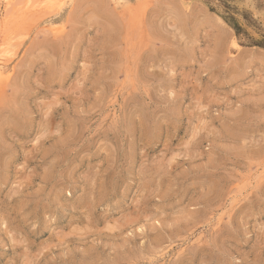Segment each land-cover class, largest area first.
<instances>
[{
    "label": "rangeland",
    "instance_id": "374dc122",
    "mask_svg": "<svg viewBox=\"0 0 264 264\" xmlns=\"http://www.w3.org/2000/svg\"><path fill=\"white\" fill-rule=\"evenodd\" d=\"M0 70V264H264V0H0Z\"/></svg>",
    "mask_w": 264,
    "mask_h": 264
},
{
    "label": "bare ground",
    "instance_id": "6f19581e",
    "mask_svg": "<svg viewBox=\"0 0 264 264\" xmlns=\"http://www.w3.org/2000/svg\"><path fill=\"white\" fill-rule=\"evenodd\" d=\"M29 2H31V1H34V0H28ZM216 1V0H215ZM228 1V0H227ZM232 1V0H231ZM261 1V0H260ZM213 2V1H212ZM221 2V1H220ZM232 3V2H231ZM230 4V3H229ZM260 4V3H259ZM22 5V4H21ZM257 5H258V3H257ZM38 6V5H37ZM250 6V5H249ZM260 6H262V5H260ZM227 8V7H226ZM256 8V7H255ZM261 8V7H260ZM238 9V8H237ZM235 10V9H234ZM232 11V10H231ZM242 11H244V10H242ZM232 13V12H231ZM247 13V12H246ZM251 13V12H250ZM237 14V13H236ZM232 15V14H231ZM234 15V14H233ZM243 16V15H242ZM229 18V17H228ZM241 18V17H240ZM244 18V17H243ZM242 18V19H243ZM238 21H239V19H238ZM242 21V20H241ZM231 22V21H230ZM261 22V21H260ZM231 23H233V21L231 22ZM235 23V22H234ZM248 23V22H247ZM251 22H249V24H250ZM252 24V23H251ZM262 24V23H261ZM236 25V24H235ZM244 26V25H243ZM251 26V25H250ZM55 27H57V26H55ZM246 27V26H245ZM244 27V28H245ZM234 28H236V27H234ZM252 29V28H251ZM246 30V29H245ZM248 30V29H247ZM250 30V29H249ZM239 31H240V28H239ZM257 31V30H256ZM60 32V31H59ZM58 32V33H59ZM254 32V31H253ZM258 32V31H257ZM252 33V32H251ZM60 34V33H59ZM241 35V34H240ZM245 35H247L246 33H245ZM252 35H254V33L252 34ZM255 35L257 36L258 34H256L255 33ZM261 35V34H260ZM255 36V37H256ZM262 36V35H261ZM251 38V37H250ZM260 38V37H259ZM245 39H246V37H245ZM258 39V38H257ZM252 41V40H251ZM257 41V40H256ZM248 43V42H247ZM250 43H252V42H250ZM234 48H239V46H238V44L236 43V41L234 42ZM2 70H0V76L3 74L2 72H1ZM8 74H10V73H8ZM4 76V75H3ZM0 81H1V79H0Z\"/></svg>",
    "mask_w": 264,
    "mask_h": 264
}]
</instances>
